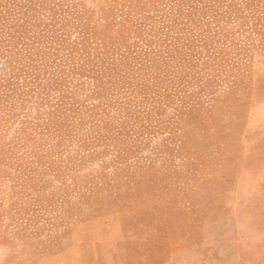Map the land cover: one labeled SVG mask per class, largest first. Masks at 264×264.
I'll list each match as a JSON object with an SVG mask.
<instances>
[{
    "label": "rangeland",
    "instance_id": "rangeland-1",
    "mask_svg": "<svg viewBox=\"0 0 264 264\" xmlns=\"http://www.w3.org/2000/svg\"><path fill=\"white\" fill-rule=\"evenodd\" d=\"M253 59L184 123L167 106V130L145 146L119 117L96 147L76 153L67 138L63 153L32 154L11 123L0 135V264H163L233 212L241 264H264V54Z\"/></svg>",
    "mask_w": 264,
    "mask_h": 264
},
{
    "label": "trees",
    "instance_id": "trees-1",
    "mask_svg": "<svg viewBox=\"0 0 264 264\" xmlns=\"http://www.w3.org/2000/svg\"><path fill=\"white\" fill-rule=\"evenodd\" d=\"M96 1L0 0V135L18 121L32 154L96 147L119 117L166 131L167 106L184 123L264 54V0Z\"/></svg>",
    "mask_w": 264,
    "mask_h": 264
},
{
    "label": "crops",
    "instance_id": "crops-1",
    "mask_svg": "<svg viewBox=\"0 0 264 264\" xmlns=\"http://www.w3.org/2000/svg\"><path fill=\"white\" fill-rule=\"evenodd\" d=\"M240 226L236 212L208 221L200 238L183 242L163 264H241Z\"/></svg>",
    "mask_w": 264,
    "mask_h": 264
}]
</instances>
